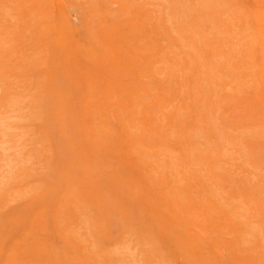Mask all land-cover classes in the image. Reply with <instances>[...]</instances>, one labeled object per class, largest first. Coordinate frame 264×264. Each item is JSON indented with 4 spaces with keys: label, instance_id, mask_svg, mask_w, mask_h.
<instances>
[{
    "label": "rangeland",
    "instance_id": "obj_1",
    "mask_svg": "<svg viewBox=\"0 0 264 264\" xmlns=\"http://www.w3.org/2000/svg\"><path fill=\"white\" fill-rule=\"evenodd\" d=\"M187 262L264 264V0H0V264Z\"/></svg>",
    "mask_w": 264,
    "mask_h": 264
},
{
    "label": "bare ground",
    "instance_id": "obj_2",
    "mask_svg": "<svg viewBox=\"0 0 264 264\" xmlns=\"http://www.w3.org/2000/svg\"><path fill=\"white\" fill-rule=\"evenodd\" d=\"M189 78V77H188ZM46 176V175H45ZM184 231V230H183ZM184 233H185V231H184ZM186 234V233H185ZM183 237V236H182ZM179 240H181V238L179 239ZM121 247V246H120ZM120 249V248H119ZM186 261V260H185ZM186 264H188V262L186 263Z\"/></svg>",
    "mask_w": 264,
    "mask_h": 264
}]
</instances>
